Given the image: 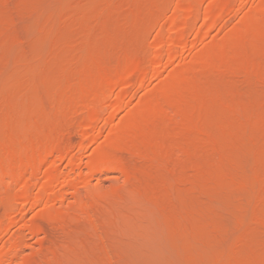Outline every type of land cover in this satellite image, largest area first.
I'll return each instance as SVG.
<instances>
[{"label": "bare ground", "instance_id": "bare-ground-1", "mask_svg": "<svg viewBox=\"0 0 264 264\" xmlns=\"http://www.w3.org/2000/svg\"><path fill=\"white\" fill-rule=\"evenodd\" d=\"M8 1L10 2V0ZM32 1L34 4H32V2L29 0H24L22 3L18 1L19 4L17 6L23 5L22 7H19V9L15 8V1H13L14 3L10 2L12 3L10 5H13V7L15 5V10H18L16 12L14 8L8 4L9 2H7V0H0L1 27H4V24L1 23L2 20H15L13 15H16V13L19 14L20 17L23 15L25 17V15L28 13L26 10L31 9V6L34 7V5L35 7L38 6L43 0H36L37 3L35 0ZM66 1L71 2V4L69 3L70 5L67 4L69 8L67 6V8L65 7L69 12L67 13V11H65V15L63 14L64 11L59 10L62 13H60V15H65L64 17H66V19L63 18V20H65L64 22L59 20L60 23L57 21L59 24H62V28H60L59 24H56L58 26L56 27L54 24L56 21L52 22L53 19L51 18L50 21L53 23L52 24L48 18L45 23H41L40 25L43 35H41V38H39L38 41L43 43L44 40H50L48 36L52 33L51 31L53 29L51 27L55 26L56 28L65 31L68 29V27L63 25V23L69 26L70 21L73 22L77 20L78 23H73L79 28H77V26H73L72 23L69 27L71 29L74 27V32H76V30L81 31L82 28L84 31H81L82 34L85 33L83 34L84 36L82 35L84 38H80L81 35L78 34L80 35L79 39L82 40L81 43H84V48L87 49L89 53H93L90 54L92 59L89 58L88 52H83L84 49H81V52L77 53L73 51L72 47L71 49L67 50L65 48H60L59 45L58 47L60 49H57V47L53 48L45 59H43L42 51L39 54L40 56H37V58L34 59L32 56L36 55L31 54L32 56H29L28 52L26 51L24 54L20 53L16 57L11 56L15 57V61L17 57H21L22 59L20 62H22L24 59L22 63H25V65L28 64V58L30 57L31 61L29 63H31L33 59L32 66H34V68L36 67L38 70L39 67L42 68L44 74L47 73V70L51 68V65H53L55 62L60 63V67L59 65L58 67L54 66L59 68L58 71L56 70V73H47L42 77L39 73V75H36L38 70L35 72V69H33L30 64L27 65L28 67L30 66L32 68V71L29 68L27 69L32 72H30V74L35 78H30L28 74L27 76L29 79L28 77L27 79L20 78V81H18L19 83H16L17 85H15L16 92L25 95L26 98L30 97L33 93L35 94H33V98L31 97L30 99V111L25 112L18 108L16 103L19 101L16 102V99L20 100V98L16 94L14 88L11 89L10 87L11 90L8 88V90H10L8 93L10 98L8 96L5 97H8L9 99L0 98V104L2 102L4 105L3 110L0 109V129H4V131L7 130V132H4V136L0 131V264H8V262H12L14 259H16V256H18L17 254L20 249L21 239L16 237L12 238L10 236L12 239L5 240L6 238L4 237L7 231H9V227L15 223V217L18 216L15 215L16 212L18 213V211L14 208L17 206V203L22 204L23 207L27 204H31V206L28 205V207L41 204V206L39 205L40 207H35L40 210L41 208L44 210V212H40L41 216L49 218V220H53L51 221L53 224L60 225V227H56L52 224V226L56 227V229L52 228L53 231L51 233H47L49 236L45 234L48 236L49 244L43 249L42 253L35 255L37 257L33 258L35 261L32 264L68 263L66 262L67 259L69 260L71 258L69 256L67 257V255L69 253L75 255L76 246H78L77 248L80 250V245H83L84 248L87 247V250L91 249L90 246H92V250L94 252L100 253V255L96 253L97 257L103 256L107 257L106 259H109L110 248L108 249V245H106V236H103V232L105 231L103 229L104 226H106V223L104 226L100 227L101 222H98L99 211L101 210L102 206L105 209H113L115 207L113 210L110 209L111 211L109 210V212H111V216L116 217L118 214L115 210L117 209L116 206L118 205L113 204H118L119 201L121 202L122 200L127 199L128 194L132 195V193L137 196V199L139 198V200L141 199L149 203V205L146 203L144 205H148V207H150L151 203L152 214L154 211L153 209L157 210L156 208H159L161 215H166L169 213L171 217H173L171 222L172 225L169 224L172 228L168 226L170 228L169 230H171L174 235L185 236V239L188 240L189 243L187 242L188 245L186 249H184V255L186 257L183 258H187L185 261H189L191 259L189 261L190 264H264V162H261L262 160L260 158L262 157L260 154L261 152L264 155V71H260L262 69L260 67L262 66L261 62H263L264 66V60H260L264 59V57H254V60H256L254 61L252 56V58H248L247 56V60L246 56L244 59L243 56H239L237 54V51L240 49L244 50V48H246L245 51H248L249 49L247 48L252 49L253 47L261 46V42L264 43L263 39L261 41V38L264 36V0H255L253 5H250L249 9L244 12L246 15H244L242 21H245L244 25L246 26L242 27L241 25L239 27L242 30L244 27L247 29L249 28L248 30L245 28L247 31L245 29V31H242L238 28H235L234 30L232 29L231 31L228 30V32L225 31L227 34L223 33L220 37L217 35L216 39L213 41L211 40V42H208L209 40L205 41L208 42V45L205 43L206 47H204L205 44L203 43V48H199L200 50H198V52L196 50V52H193V54L189 51H193L195 48L200 46L199 44L196 46L197 42L199 41L198 38L203 39L206 34L209 35L211 30H213L218 25L221 27L222 21L228 15L230 16L232 12H237L235 10H237V8L240 6H246L247 2L249 3V1H251L250 3H252V0H208V2L206 0L204 6L207 7L203 8V10L202 5L205 0H178L175 2V8L173 11H170L169 13V7L164 9V4L161 7L158 3L157 7L159 6L160 10H157L156 8L157 11L152 13L151 17L149 18L155 24H158V21L160 20L159 22L161 24L159 23V29L157 28L158 30L156 32L157 34L154 33L152 41H149L148 43L144 42L143 39L147 40L148 36L150 35L147 34L148 36L146 38L141 32L142 36L145 37H142L143 39L140 38L143 41H141V44L147 43V45L140 44L141 47H139V41L135 42L138 38L132 36L136 32L131 31L129 28L130 24L128 25L130 30L128 33H131V38L133 37L132 41L135 39L134 43H136V45L138 44L137 46L133 44L136 47L137 53L136 51L131 50L133 48H130L132 51L131 52L129 47L127 48L126 45L124 48V44L123 47H120V50H118V44L117 46H114L116 42L120 41L118 37L121 34L118 36V32L125 33L127 32L125 29L124 31L113 30V32L117 33H113L114 35L112 33L105 32L103 34H99L97 37V32L94 34V27L96 25L98 27L100 26L98 24L101 23L105 25L101 21L102 18L104 19L103 15L108 17V19L110 18L107 16V14H109L107 13V10L109 11L110 7L113 8V5H108L109 0H101V3L99 2L100 0H94L98 2L99 5L96 2L94 4L91 3L95 6L98 5V8L93 6L97 9V11H104L106 14H101L102 12L99 14V12L95 11L93 7H91L92 10H90L88 14L85 10L86 12L84 13L85 15L87 14L86 16L83 14L82 11L84 10H82V8L87 9V7H89V5H86V8L83 6V3L85 5L86 2H89L88 0H81L83 3L80 2V0H63L61 2L62 7L66 5L64 3ZM119 1L120 0H118L117 3H119ZM123 1L124 0H122V3L125 4ZM103 3L106 7H109L106 8L104 6L105 8L102 10L101 6L104 5ZM127 3L128 5L130 4L129 0ZM207 3H209V5H207ZM24 6H27L28 9ZM70 7L73 9L82 7L80 9L81 12L74 10V13L71 12V14L70 11H72V9L70 10ZM6 9L8 10L7 12ZM10 9H12V11ZM24 10L26 13H24ZM93 10L95 12H93ZM115 10H117V8ZM248 10L249 12L247 13ZM45 11H47V9ZM10 12H12V14ZM120 12L118 11L119 14ZM79 13H81L80 17L76 15ZM28 14L34 13L30 12ZM92 15L95 18L98 16L99 17L94 21L92 19L94 18ZM82 16H85L89 21L86 18L83 19L84 17L82 18ZM200 17L201 26L196 29L194 26H196V22L198 18L200 19ZM80 18L81 23L79 21ZM130 18H128L129 21ZM54 19L56 20L59 18L54 17ZM110 19L112 20V18ZM91 20L94 22L99 20V23H94ZM150 20L144 22L148 23ZM87 22H91V25ZM92 23L94 24L92 25ZM115 23L117 24V22ZM122 23H120V29L123 27L125 28L124 25H126L127 30V24L129 22H127V24L124 23L123 27L121 26ZM149 24L151 23H148V26ZM157 24L155 25L156 27ZM103 25H101V27ZM132 25L134 27L136 24L134 25V23H132ZM138 25L139 24L136 26ZM5 26L7 25L5 24ZM105 26H107V24ZM105 26L104 28H111L110 25H108V27ZM55 27V31L59 33L63 32L62 30L59 31L55 29ZM104 28H102V30ZM138 28L140 30V26ZM10 29L12 30V28ZM6 30L7 29H5V31ZM0 31H3V28L2 30L0 29ZM5 31H3L5 34L0 33V45L6 42V35L11 37L7 34L8 32ZM13 31L16 32V34L19 33L18 30ZM55 31L53 32L54 34ZM146 31L147 30H145L144 34ZM150 31L152 32V30ZM193 31L196 34H192L194 33ZM57 32L55 35L53 33V35H50V37H52L51 41H54V45L57 44V40L61 37L59 35L60 37L58 36V39H55ZM151 32H149V34H151ZM259 32H263L261 35H259L260 38H258ZM110 34L112 36H110ZM194 35H197V37ZM108 37L113 38H110L113 45L111 43L110 44L113 47L106 51L103 50V47H99L98 50L102 52V54L99 55L100 52H96L95 47H98L101 44H106L109 40ZM195 37L196 40L198 39L197 42L194 40ZM53 38L55 40H52ZM259 40L260 42H258ZM7 42L6 43L10 47L11 44H9L8 39ZM3 46L4 44L1 47ZM262 46L264 47V44H262ZM11 47L13 50L14 47L12 45ZM146 47L153 48V53L150 48L147 49ZM35 49H37V47ZM56 50L61 51L58 52ZM121 50L126 51L127 53L131 52V54L127 55V53L124 52V54H126L123 55V57H121L123 53L120 54L121 56H118V53H121ZM147 50L151 53H149ZM186 51L191 53V56L190 54L187 55ZM4 52L0 53V73L12 60L9 59L8 52L6 54ZM12 52L14 53V50ZM254 52L257 54V51L254 50ZM134 53L136 54L134 55ZM115 55L117 56V61L115 60V63L117 62V64L112 61V59H116L114 57ZM38 57L40 60H38ZM110 58L112 59L108 61ZM249 59L251 60V64L249 63ZM257 59L260 61L259 63L257 62ZM118 60H121L120 63H118ZM244 60L246 61L245 64H243ZM12 63L15 64V62ZM18 63L19 61H16V64ZM22 63H19L18 65L21 64L25 68L26 66H24ZM25 72H23V74ZM219 74H222L223 76L225 75V77L220 75L223 77L222 81L220 79L217 80L218 77H220L217 76ZM226 75L228 76L226 77ZM25 76L22 75L20 77L25 78ZM37 76H40V81L35 80L37 79ZM229 76H234V80L229 81L231 78ZM158 78H160L161 81L163 78L164 79L161 82ZM150 79H157L160 81L158 83L159 86L157 83L155 85L153 83L154 87L151 86ZM223 79H226L228 82L223 81ZM202 81L204 83H202ZM213 81L218 82L216 83ZM222 82L227 85L229 84V86H226L225 84L222 85ZM197 84L200 85L199 88V85L197 86ZM139 87L146 89L144 91L145 94L142 98H140V100H138L137 103L131 105L132 108H129L128 105L129 102L131 103L130 100L133 98V92H135V88L138 89ZM4 90L5 88H2V91ZM0 93L3 92L0 90ZM75 93L79 96H76ZM243 93L244 96H250V99H257L250 102L248 100L246 102L245 98L244 100L242 99ZM12 94L15 95L16 101L14 100V95ZM206 96H212L213 99H210L211 101L208 102V100H206ZM235 97H237L236 100H238L236 104L233 103L235 102V99H233L234 101L231 99ZM195 101L198 103L197 105L195 104ZM190 102H194L196 105H194L195 108L193 105L190 106ZM12 104L15 105H13V108L17 106V108H15V110L18 109L17 111L8 108V106ZM19 104L22 103L19 102ZM255 105L259 107H256L258 110L261 111L262 109L261 113L254 115L255 117L251 114L253 116V120L251 118L252 121L249 118L246 119L247 114H250L251 111V113H253L254 110H257L255 109ZM127 107L129 108V112L125 111V113L128 112V115H126V117L124 114V116L122 115L127 120L123 118L121 119L122 122L120 120L117 121L118 118H121L119 117L121 111ZM197 107H199V109ZM7 108L9 111H11L9 112ZM26 108H28V106ZM26 108L23 107L22 109ZM194 109H198V112L200 111L198 116L195 111H193ZM6 110L8 112H6ZM18 111H21V114H23V112L26 114L23 116L20 115V117L17 113ZM78 111L80 113L83 112V116H81V118L79 117L80 115H78L79 119L76 117L77 115H75L79 113ZM193 112L196 116H194V114L192 117L189 116ZM74 115L75 117H73ZM188 116L191 117V120H189L190 118ZM5 117H8L10 120H7ZM194 117L197 118L195 119ZM21 118L22 121L24 118L23 122L20 121ZM5 120L12 122H8L6 125ZM114 120H116L117 123L114 122ZM9 123L13 125H9ZM19 123H25L26 126L23 127ZM15 124H17V126H19L21 129L27 127V129L25 128L24 130L25 134H23L22 131L20 136H16L19 134L17 131H20L21 129L17 130L18 127L15 126ZM8 125L10 127L12 126L13 128L17 127V129L15 128L14 131H12L13 128L9 127V130V128H7ZM73 125H75L74 128L78 127L77 129L81 130L79 131L76 129L78 132L82 133L81 135H84V139H89V141H87L88 143L90 140L93 142L102 137L101 135L105 133H102V131H106L104 130V128H107L106 125L109 126V129H107L108 131L103 138L104 141H101L103 143L98 142L97 144V142H94L95 145L97 144L96 146L98 148L96 147V152L91 151V153H89V155H91L88 157L87 161L90 158L91 159L88 162L89 164L87 163L88 165L86 164V166H89L92 176L95 174V172L98 174L102 171H119L120 173H123L126 177V187L128 189L126 188V190L124 187V190H116L117 192H115L118 197L117 195H106L105 197L108 198L105 199V206L103 205L105 200L103 201L102 196H99L98 192L97 195L96 192H91L90 190L86 191L89 186L85 185L89 183L88 181L86 182V179L82 174L81 175L83 178L80 180H75L74 178V175L76 174L74 171L76 170L77 166L79 167V162H81L82 159H80L76 154H71L73 150L71 149L72 144L70 146L67 140V132H69V129L73 127ZM5 126L7 127L4 128ZM22 134L23 137H21ZM250 136L251 142L247 139V137L250 138ZM18 137H21L22 139H19ZM245 141L250 142V144L248 145V143ZM91 143L88 145L90 146ZM85 145H87V143H85L81 148H85ZM209 152L212 154L211 157H208L210 155ZM214 153H216L215 155H217L219 158H213L215 156H213ZM220 153L222 156H220ZM249 154L252 156L254 155V157H251L252 159L254 158L256 160H253L252 162V164L254 163V167H249L250 170L247 171L245 167L251 161L248 160V158L250 159ZM255 155L259 156L255 157ZM204 156L208 158L207 160L212 158L213 163H215L214 165H216V167L218 166V169L212 165L213 163L210 160V162H208ZM64 160H67L68 162H66L69 163L68 170L66 171L60 170V166H58L60 162L65 163ZM206 161L208 164L211 163V165L215 167L212 168L214 170L209 169L210 166H207L208 164ZM246 161L248 162L247 164ZM190 170L192 172L191 175L188 174V171ZM127 185H131V187L129 188ZM81 186L86 189H81ZM83 190L86 192L84 193ZM93 190L95 191V189ZM89 191L90 193H88ZM192 191L197 192V194L203 197V201H200L201 198L199 199V197H196L198 200H195V198L190 199L191 197L188 196V193ZM69 193L74 194V202L76 201L74 203L75 205H73L74 207L71 206L69 208L72 213L71 211H67V209L63 210V212L51 209H54L55 204H57L56 201L63 202V200L66 199V195ZM93 193L94 195H92ZM118 198L120 200H118ZM110 199H115V201H110ZM139 200L138 202H140ZM135 202L137 201L135 200ZM187 202H189L188 205H190L191 210L194 211L199 208L200 211V207H204L202 214H207V216L210 218L215 216L218 218V221L213 218L215 221L207 222L208 219L206 218V222H197L192 220L193 216L191 214H188L189 216L186 217L187 219L185 221L184 217L186 215L181 214H183L184 211L185 214L186 211H189V208L186 206ZM42 203H44L46 206H44L45 208L42 206ZM141 204H143V202ZM69 205L62 206L68 207ZM108 205H111L113 208H108ZM153 205H157L156 208H153ZM12 209L14 212L16 210V212L12 213ZM24 209L22 211H24ZM163 210L166 213H162ZM112 211H115L117 215ZM194 212L192 213L195 214ZM155 213L157 214L158 210L155 211ZM8 216L10 219L5 218ZM233 216L236 222L233 221L234 219H231ZM224 217L229 222L225 220ZM99 218H101L99 221H103L105 217L102 219L101 215ZM181 218L184 222L181 220ZM251 219L254 222L251 221ZM105 220L106 219H104V221ZM248 220H250V222H247ZM73 223L74 225H72ZM78 223H84L85 225L83 224L82 226H79L81 224L78 225ZM71 225L76 226V228L78 227V230H75V227V229H72L73 227H71ZM151 227L153 226L151 225ZM27 228L33 234H40L45 231L42 225H39L38 222H31ZM149 232H151V230ZM79 236H81V238H79ZM183 238L184 237L181 239ZM3 239L4 241L1 242ZM84 248H82L83 250L80 252L85 251L86 249ZM174 248H176V246ZM93 251L92 253H94ZM86 252L89 251H85V253ZM80 258L81 256L79 255L78 259ZM74 259H77L76 255L73 257V260ZM82 259L88 260L87 256H85V258H81L80 260ZM109 260L111 261L112 259L110 258ZM17 262L19 261L17 260ZM21 262L28 264L27 262Z\"/></svg>", "mask_w": 264, "mask_h": 264}, {"label": "rangeland", "instance_id": "rangeland-1", "mask_svg": "<svg viewBox=\"0 0 264 264\" xmlns=\"http://www.w3.org/2000/svg\"><path fill=\"white\" fill-rule=\"evenodd\" d=\"M13 1H15L16 3H14ZM18 1H20L21 3L24 1H22V0H18ZM18 1H16V0H10V2H13L14 4H16V7H15V5H14V7L15 8H18L19 9V7H22L23 5H21V3H20V5L21 6H17L18 4H19V2ZM26 1V0H25ZM29 1H31L32 2V4H34L33 3V1L32 0H29ZM36 1V0H35ZM39 1V0H38ZM63 0H43V1H41L40 3H39V5L38 6H36L35 7V5H34V7H32L31 6V9H28V5L25 7V8H27L28 10H26V11H28V13H30V12H32V13H34V14H26L25 15V17H24V15L22 16V14H21V16L22 17H20V15L19 14H17L16 13V15H13L14 17V19L15 20H13L12 18V21H10L9 19H8V21H5V20H2L1 21V23L2 24H4V27L2 26L1 27V25H0V29L2 30V28H3V31H5V29H7V30H9L10 28H12V30L10 31H7L8 33V35L9 36H11V37H8L7 35H6V42H7V39L9 40V44H11L14 48H13V50H14V53L12 52L13 50H12V47H11V45H10V47H9V45L5 42V43H3L4 44V46L3 47H1L2 45H0V53H3L4 51V53L6 54L7 52H8V54H9V59L11 60L9 63H8V65H6L5 66V68L2 70V72L0 73V87H2V88H5V92L4 91H2V88H0V90H1V92H3V93H0V94H2V95H0L1 97V99L2 98H4V99H9L10 97L8 96V93H9V91L12 89V88H14L15 89V92H16V83H19L18 81H20V78L21 79H27V77L29 76L30 78L32 77L33 79L35 78V77H33V76H31V74H30V72L32 71V68L33 69H35L34 71L36 72V70H38L36 67L34 68V66H32V64H33V59L34 58H37V56H40L39 54H40V52L42 51V56H43V59H45L46 58V56L52 51V49L53 48H56L57 47V49L60 47V48H65V49H67V50H69V49H71V47H72V49H73V51L74 52H81V49H84L83 50V52L84 51H86V52H88V54H89V58L90 59H92V56L90 55V54H93V53H89V51L87 50V49H85L84 48V43H81L82 42V40H80L79 39V37H80V35H81V37L80 38H84L83 36V34H85V33H83L82 34V32H84L83 30H82V28H81V31L80 30H76V32H74L73 31V29H74V27H72V29L69 27V26H71V23L73 24V26H77L76 24H74L73 22H77V20L76 21H70V25L68 26V25H66V24H64L63 23V25H65V26H67L68 27V29L69 30H71V31H69L68 29L67 30H62L63 32L62 33H59V32H57V31H55L54 30V27H51L54 31H55V34H56V32H57V35H56V40L58 39V36L60 37L57 41L58 42H56L55 44L56 45H54V41L52 42L51 41V38L52 37H50V35L54 32L52 29H50V30H52L50 33V35L48 36V38L50 39L49 41H45L44 40V42L43 43H40V41H38V39L39 38H41V35H43V32H41V27H40V25H41V23H45L47 20H48V18H49V21H50V19L52 18L53 20H52V22L53 21H56L54 24L56 25H58L59 23H60V21H65V20H63V18L64 19H66V17H64L65 15H66V13H65V11H67V13L69 12L68 11V9H66L67 7H68V5H70L71 4V2H68V1H66V2H64L66 5L65 6H63L62 7V2ZM89 2H86V1H84V2H86V4L84 5V3L80 0V2H82L83 3V6H85V8L87 7L86 5H89V7H87V9H84V8H82V10H84V11H82L83 12V14L85 15V13L84 12H86L87 11V14H88V12L90 11V10H92L91 9V7H93V6H95V5H93L96 1H94V0H92V1H94V2H92L91 0H88ZM106 1H108V0H106ZM176 1H178V0H169V1H167V0H164V3H163V0H161V2H160V0H158V1H154V0H129V5H128V0H124L123 2H125V4L124 3H122V0H120L119 1V3H117L118 2V0H113V2H112V0L110 1H108V3L107 2H105V3H107L108 5H113V8L112 7H110V10L108 11L107 10V13H109V14H107V16H109L110 18H112V20L109 18L108 19V17H106V16H104L103 15V17H104V19L102 18V20L101 19H99V20H101L105 25L107 24V26H105V25H103L102 23L101 24H98V25H100L99 27L96 25L94 28H95V31H94V34H95V32H97V37L99 36V34H103V33H105V32H109V33H116V32H113V30L114 31H124V29H125V31H127V32H121V33H119L118 32V39H120V41L119 42H116L115 44H114V46H117V44L119 45V46H117L118 47V50H120V47H123V44H124V48H125V45H126V47L128 48L129 47V50H130V48H133V49H131V50H133V51H136V47L135 46H137L136 45V43H134V41H135V39H134V41H132L133 40V37L135 36V37H137L138 39H136V41L135 42H138L139 43V47H141V45L142 44H146L147 45V43H142L141 44V39H143L142 37H146L147 38V36L148 35H150V36H148V41L146 40V39H143V41L144 42H148L149 43V41L151 42L152 41V39H153V37H154V33H156L157 32V30L159 29V25L161 24L159 21H158V24H157V27L155 26L156 24L155 23H153L149 18L151 17V14L152 13H155V11H157L160 7L159 6H161L162 7V5L164 4V6H163V8L165 9V8H168L169 7V9H168V13L170 12V11H173V9L175 8V2ZM255 0H252V3H250L251 1H249V3L247 2V4H246V6L245 5H242V6H240L239 8H237V10H235V11H237V12H232L231 14H230V16L228 15L223 21H222V24H221V27H220V25H218V26H216L213 30H211V32L209 33V35L208 34H206L205 35V37H203V39L202 38H198L199 39V41H198V39L196 40V37H197V35H194V36H196L195 38H194V40H196V42H197V44H196V46H198V44L200 45V46H198L197 48H195V50H191V51H189V52H191L192 54H193V52H196V50H197V52H198V50H200V49H202L203 47L202 46H204V44L206 43H208V42H211V40L213 41V40H215L216 39V36L218 35L219 37L220 36H222L221 34H225L226 32H228V30L229 31H231L232 29L234 30L235 28H238V29H241L239 26H241L242 25V27L243 26H246V25H244L245 23V21L243 22L242 20H243V18H244V15H246L244 12H246V10L247 9H249V6L250 5H253V2H254ZM7 2H9L8 0H7ZM8 3L9 5L10 4H12V3ZM68 2V3H67ZM100 3H101V0L99 1ZM132 2V3H131ZM134 2V3H133ZM169 2V3H168ZM207 2H208V0H207ZM26 3H28V2H26ZM26 3H24V4H26ZM30 3V2H29ZM36 3H37V1H36ZM70 3V4H69ZM91 3H93V4H90ZM96 3H98V2H96ZM115 3H117V4H115ZM155 3H156V5H155ZM159 3V6L157 7V4ZM168 3V4H167ZM205 3H206V0L203 2V5H202V10H203V8H205V7H207V6H204L205 5ZM43 4H46V5H43ZM68 4V5H67ZM73 4V3H72ZM104 4V3H103ZM103 4H100V5H103ZM118 4H119V6H118ZM144 4V5H143ZM161 4V5H160ZM5 5V4H4ZM52 5V6H51ZM98 5H99V3H98ZM98 5H96L95 7H97L98 8ZM107 5V6H108ZM122 5V6H121ZM152 5H153V8H152ZM168 5V6H167ZM207 5H209V3H207ZM10 6H12V8H14L13 7V5H10ZM30 6V5H29ZM42 6V7H41ZM62 8H61V7ZM105 4L103 5V6H101V9L103 10L105 7ZM121 7V8H118V7ZM129 6V7H128ZM154 6H155V8H154ZM7 7H9V6H7ZM6 7V8H7ZM55 7V8H54ZM61 9H60V8ZM103 7V8H102ZM109 7V6H108ZM108 7H106V8H108ZM131 7V8H130ZM149 7V8H148ZM252 7V6H251ZM10 8V7H9ZM9 8H7V9H9ZM15 8H14V10H15ZM30 8V7H29ZM69 8V7H68ZM81 8H76V9H73V8H71L70 7V10L72 9V11H70V13L71 12H73L74 10H78L79 12H81ZM90 8V9H89ZM100 8V7H99ZM117 8V10L120 12L121 10V12L123 13H121L120 12V14H122V15H120L119 13H118V11L117 10H115ZM125 8V9H124ZM129 8V9H128ZM156 8H157V10H156ZM5 9V8H4ZM3 9V10H4ZM6 9V12L8 11ZM20 9H23V8H20ZM38 9H40V10H38ZM47 9V11H45ZM64 9V10H63ZM93 9L95 10V11H97V9L96 8H94L93 7ZM128 9V10H127ZM142 11H141V10ZM145 9V10H144ZM147 9H148V11H147ZM172 9V10H171ZM244 9V10H243ZM11 11H12V9H10ZM30 10V11H29ZM50 10V11H49ZM62 10V11H64V13L63 14H65V15H60V11ZM86 10V11H85ZM93 10V12H95ZM100 10V9H99ZM128 12H127V11ZM130 10V11H129ZM134 10V11H133ZM160 10V9H159ZM162 10V9H161ZM239 10V11H238ZM5 11V10H4ZM16 11V10H15ZM14 11V12H15ZM18 11V10H17ZM16 11V12H17ZM19 11H21V10H19ZM26 11L24 10V13H26ZM36 11V12H35ZM101 11V10H100ZM115 11H116V13H115ZM137 11H138V13H137ZM45 12V13H44ZM57 12H59V13H57ZM97 12H99V11H97ZM102 12V11H101ZM101 12H99V14L101 13ZM104 12V11H103ZM101 13V14H106L105 12L104 13ZM114 12V13H113ZM127 12V13H126ZM130 12V13H129ZM249 12V10L247 11V13ZM11 14H12V12H10ZM10 13H9V15H10ZM21 13V12H20ZM23 13V14H24ZM56 13V14H55ZM74 13V12H73ZM75 13H76V11H75ZM141 13V14H140ZM7 14V13H6ZM5 14V15H6ZM14 14V13H13ZM39 14V15H38ZM42 16H41V15ZM62 14V13H61ZM72 14V13H71ZM86 14V15H87ZM89 14H92V13H89ZM131 14V15H130ZM137 14V15H136ZM58 15H60V16H58ZM78 17H80L81 16V13H79V14H76ZM85 15V16H86ZM93 15H94V13H93ZM92 15V16H93ZM114 15V16H113ZM119 15V16H118ZM124 15V16H123ZM128 15V16H127ZM170 15H171V13H170ZM7 16V15H6ZM12 16V15H11ZM10 16V17H11ZM52 16V17H51ZM56 18H59V19H54V17ZM85 16H82V18L83 19H85L86 17ZM96 16V15H95ZM98 16V15H97ZM118 16V17H117ZM133 18H132V17ZM167 16H168V14H167ZM240 16H241V18H240ZM243 16V17H242ZM3 17H4V15H3ZM8 17V16H7ZM20 17V18H19ZM36 17V18H35ZM68 17V16H67ZM88 17V16H87ZM94 17V16H93ZM99 17V16H98ZM98 17L97 18H92L94 21H95V19H98ZM101 17V16H100ZM115 17H117V18H115ZM131 17V18H130ZM42 18V19H41ZM61 18H62V20H61ZM120 18H121V20H120ZM128 18H130V21L128 20ZM136 18V19H135ZM35 19V20H34ZM76 19V18H75ZM78 19V18H77ZM82 19V20H83ZM87 19V18H86ZM108 21H107V20ZM115 19V20H114ZM134 19V20H133ZM138 19V20H137ZM60 20V21H59ZM74 20V19H73ZM88 20V19H87ZM93 20H91L92 22H94ZM98 20V21H99ZM117 20V21H116ZM133 20V21H132ZM143 20V21H142ZM148 20H150V22H148V23H151V24H149V26H148V23H145V22H147ZM241 22H240V21ZM5 21V22H4ZM16 21H17V23H16ZM59 23H58V22ZM80 23H81V18H80ZM89 21V20H88ZM98 21H96L97 23H99ZM106 21V22H105ZM145 21V22H144ZM200 21V22H199ZM261 21V20H260ZM8 24H7V23ZM20 22H22V23H20ZM26 22H28V23H26ZM51 22V21H50ZM51 22V23H52ZM83 22V21H82ZM86 22V21H85ZM96 22H94V23H96ZM114 22V23H113ZM115 22H117V24L115 23ZM123 22V23H122ZM127 22H129L128 24H127ZM138 22V23H137ZM141 22V23H140ZM144 22V23H143ZM162 22V21H161ZM264 22V21H263ZM78 23V22H77ZM88 23V22H87ZM90 23V25H91V22H89ZM88 23V24H89ZM94 23H92V25L94 24ZM120 23H122L121 24V26L123 27V25H124V23H126L127 24V30H126V25H124L125 26V28L123 27V28H121L120 29ZM132 23H134V25L136 24H139L138 26H134L133 27V25H132ZM153 23V24H152ZM160 23V24H159ZM164 23V22H163ZM260 23V22H259ZM5 24L7 25V26H9V27H7V26H5ZM53 24V23H52ZM87 24V25H88ZM130 24V25H129ZM155 24V25H154ZM261 24L263 25V23L261 22ZM56 25V27H58ZM101 25H103L102 27H101ZM108 25H110L111 26V28H109L108 27ZM112 25H114V26H112ZM128 25H129V28H130V30L131 31H134V32H136L135 34H137V35H135V34H133L132 36V38H131V33L129 34L128 32H130V30H129V28H128ZM199 25V26H198ZM224 27H223V26ZM227 27H226V26ZM259 25V24H258ZM50 26V25H49ZM59 26H60V28H62L61 26H62V24H59ZM104 26L105 27H108V28H104ZM116 26V27H115ZM131 26V27H130ZM140 26V30H139V27ZM152 26V27H151ZM201 26V17H200V19L198 18V20H197V22H196V26H194V28H196V29H198L199 27ZM249 26V25H248ZM55 27V29H57V30H59V31H61L60 29H58V28H56ZM97 27V28H96ZM118 27V28H117ZM137 27V28H136ZM143 27V28H142ZM147 27V28H146ZM264 27V26H263ZM263 27H262V29H263ZM13 28H16V29H13ZM29 28V29H28ZM50 28V27H49ZM77 28H79L78 26H77ZM100 28V29H99ZM102 28H104V29H106V30H102ZM114 28V29H113ZM150 28V29H149ZM158 28V29H157ZM226 28V29H225ZM230 28V29H229ZM246 27H244L243 28V30L242 31H245L246 29H245ZM251 28V27H250ZM253 28V27H252ZM255 28V27H254ZM258 28V27H257ZM65 29V28H64ZM84 29V28H83ZM97 29V30H96ZM143 29V30H142ZM148 29H149V32H151L150 30H152V32H151V34H149V32H148ZM219 29H221V30H219ZM224 29V30H223ZM245 29V30H244ZM249 29V28H248ZM247 29V30H248ZM13 30H18L19 31V33L18 34H16V32H14ZM108 30V31H107ZM109 30H111V31H109ZM145 30H147L146 31V33L144 34V32H145ZM154 30V31H153ZM246 30V31H247ZM257 30V29H256ZM3 31H0V33H3ZM5 31V32H6ZM226 31V32H225ZM251 31H252V29H251ZM258 31V30H257ZM260 31V30H259ZM21 32V33H20ZM29 32V33H28ZM74 32V33H73ZM77 32H79V33H77ZM102 32V33H101ZM133 32V33H134ZM143 33V35L144 36H142V33ZM194 32V31H193ZM197 32V31H196ZM254 32V31H253ZM256 32V31H255ZM59 33V34H58ZM73 33V34H72ZM123 33V34H122ZM232 33V32H231ZM261 33H263V32H261ZM261 33L259 32V34H258V36L259 35H261ZM3 34H5V33H3ZM28 34V35H27ZM54 34V33H53ZM52 34V35H53ZM54 34V35H55ZM78 34H80V35H78ZM117 34V33H116ZM115 34V35H116ZM125 34V35H124ZM127 34V35H126ZM130 36H129V35ZM148 34V35H147ZM157 34V33H156ZM155 34V35H156ZM192 34H196L195 32L194 33H192ZM227 34V33H226ZM251 34H252V32H251ZM83 35V36H82ZM114 35V34H113ZM96 36V35H95ZM110 36H112L111 34H110ZM125 36V37H124ZM257 36V35H256ZM144 37V38H145ZM193 37V36H192ZM264 37V36H263ZM261 38V41H262V39L264 40V38ZM52 39V40H55V39ZM110 38L111 37H108V41H107V43L106 44H101V45H99L98 47H95L96 48V52L98 51V53L100 52L98 49H99V47L101 48V47H103V50L104 51H106V50H108L109 48H112L113 46H111V44L113 45V43H112V41L110 40ZM141 38V39H140ZM258 38H260V36L258 37ZM257 38V39H258ZM111 39H113V38H111ZM124 41H123V40ZM126 40V41H125ZM128 40V41H127ZM204 40V41H203ZM209 40V41H208ZM84 41V40H83ZM111 41V42H110ZM142 41V42H143ZM200 41H203V42H200ZM205 41H208V42H205ZM11 42V43H10ZM47 42H49V43H47ZM53 44H52V43ZM128 42H129V44H128ZM132 42V43H131ZM258 42H260V40L258 41ZM264 42V41H263ZM32 43V44H31ZM36 43V44H35ZM75 43H77V44H75ZM111 43V44H110ZM120 43H122V44H120ZM126 43V44H125ZM131 43V44H130ZM153 43V42H152ZM202 43V44H201ZM204 43V44H203ZM71 44H73V45H71ZM133 44H135V46L133 45ZM141 44V45H140ZM151 44V43H150ZM149 44V45H150ZM206 44H205V46L204 47H206ZM261 44V46H258V47H253L252 49H250V48H247V49H249L248 51H249V53H251V54H249L248 53V51H245L246 50V48H244V50L243 49H240L239 51H237V54L239 55V56H243L244 57V59H245V56H246V59H247V56H248V58L250 57V58H252L253 60H254V57H257L258 56V58H260V57H264V47L262 46V44H264V43H260ZM58 45H59V47H58ZM78 45H79V47H78ZM83 45V46H82ZM131 45H133V46H131ZM208 45V44H207ZM105 46V47H104ZM151 46H152V44H151ZM195 46V47H196ZM257 46V45H256ZM5 47V48H4ZM37 47V49L38 50H40V51H38L37 49H35ZM134 47H135V49H134ZM153 47V46H152ZM262 47V48H261ZM11 48V49H10ZM33 48V49H32ZM59 48V49H60ZM124 48H122V49H124ZM138 48V47H137ZM147 49H149L148 47H146ZM200 48V49H199ZM6 49V50H5ZM141 49V48H140ZM151 49V51H152V53H153V48H150ZM19 50V51H18ZM95 50V49H94ZM130 50V51H131ZM138 50V49H137ZM252 50V51H251ZM254 50L255 51H257V54H256V52H254ZM1 51H3V52H1ZM18 51V52H17ZM21 51V52H20ZM28 52V55L30 56L31 54H34V55H36V56H32V62L31 63H29L31 60H30V57L28 58V64H30V66H32V68L29 66H27L28 64H27V62H26V64L27 65H25V63H22L23 61H24V59L22 60V62H20V60L22 59L21 57L20 58H18V60H17V58H16V61L18 62L19 61V63H22L24 66H26L25 68L20 64V65H18V64H16V61H15V57L16 56H18V54H20V53H22V54H24V52ZM54 51V50H53ZM56 51H58V52H60L61 50H56ZM126 51H127V49H126ZM126 51H123V50H121V53H118V56H121L120 54H122V56L121 57H123V55H125L127 52ZM148 51V50H147ZM154 51H155V49H154ZM262 51V52H261ZM45 54H44V53ZM124 52H126L125 54H124ZM132 52V51H131ZM131 52H128L127 53V55L128 54H131ZM149 53H151L150 51H148ZM242 52V53H241ZM247 52V53H246ZM259 52H261V53H259ZM17 53V54H16ZM95 53V52H94ZM136 53H137V51H136ZM136 53H134V55L136 54ZM186 53H187V55H189L190 54V56H191V53H188V51H186ZM244 53H245V55H244ZM253 53V54H252ZM255 53V54H254ZM102 54V52H100L99 53V55H101ZM248 54V55H247ZM134 55H132V56H134ZM186 55V56H187ZM253 55H255V56H253ZM11 56H15V57H11ZM20 56H23V55H20ZM45 56V57H44ZM131 56V55H130ZM252 56V57H251ZM115 58L117 57L116 55L114 56ZM189 57V56H188ZM39 58V57H38ZM125 58V57H124ZM42 59V60H43ZM112 58H110V59H108V61L109 60H111ZM123 59V58H122ZM121 59V60H122ZM38 60H40V58L38 59ZM37 60V61H38ZM115 60L117 61V58L116 59H112V61L115 63ZM120 60V61H121ZM248 60V59H247ZM262 60H264V59H261L260 61H262ZM88 61H89V59H88ZM91 61V60H90ZM120 61L118 60V63H120ZM254 61H256V60H254ZM260 61H258V59H257V62L259 63ZM12 62H15V64L14 63H12ZM112 62V63H113ZM245 60H244V63L243 64H245ZM253 62V61H252ZM257 62H255V63H257ZM57 62H55V63H53V65H51V68H49L48 70H47V73H50V74H52L51 72H57L58 70H59V68H57L58 67V65H59V67H60V63H57ZM249 63L251 64V60L249 59ZM257 63V64H258ZM262 63V64H261ZM260 64L262 65V66H260L262 69L260 70V71H264L263 69H264V66H263V62H261ZM111 64V63H110ZM115 64H117V62L115 63ZM114 64V65H115ZM259 64V65H260ZM112 65V64H111ZM252 65H253V63H252ZM21 66V67H20ZM54 66H57V67H54ZM9 67V68H8ZM39 67V66H38ZM19 68V69H18ZM21 68H23V69H21ZM27 68H29V69H27ZM44 68V67H43ZM253 68V67H252ZM21 69V70H20ZM25 69H27V70H25ZM40 69H42V68H40L39 67V70L37 71V74L36 75H39V74H41V76L43 77V75H46V74H44V71H43V69L42 70H40ZM46 69V68H45ZM9 70V71H8ZM49 70H50V72H49ZM57 70V71H56ZM26 71V72H25ZM43 71V72H42ZM8 73V74H6V73ZM17 72H20V73H17ZM23 72H25L24 74H23ZM32 73V72H31ZM34 73V72H33ZM39 73V74H38ZM43 73V74H42ZM5 74V75H4ZM29 74V75H28ZM25 76V78L24 77H20V76ZM28 75V76H27ZM33 75H35V74H33ZM223 76L222 74H219V75H217V76ZM19 76V77H18ZM218 77V79L217 80H221L222 81V78L223 77H225V75L223 76V77ZM228 75H226V77H227ZM232 76V75H231ZM231 76H229V77H231ZM4 78V79H2V78ZM29 77H28V79H29ZM40 76H37V79H35V80H41V78H39ZM45 77V76H44ZM11 79V81H10V79ZM231 78H233V79H231ZM230 79H229V81L230 80H234V76L233 77H231ZM6 79V80H5ZM19 79V80H18ZM160 81H161V79L160 78H158ZM164 79V78H163ZM163 79H162V81H163ZM39 80V81H40ZM151 80V86H153L154 87V85L157 83H159L160 81H158L157 79L155 80V79H150ZM153 80H155V81H153ZM153 81V82H152ZM156 81H158V82H156ZM161 81V82H162ZM206 81V80H205ZM223 81H225V82H228V81H226V79H223ZM213 82H218V81H213ZM153 83H154V85H153ZM196 83H198V82H196ZM202 83H204L203 81H202ZM201 83V84H202ZM220 83V82H219ZM218 83V84H219ZM223 84L222 85H224L225 83L224 82H222ZM16 84V85H15ZM5 85V86H4ZM162 85V84H161ZM199 84H197V86H198ZM204 85V84H203ZM226 86H229V84L227 85V84H225ZM158 86H159V84H158ZM10 87H11V89H10ZM200 87V85L198 86V88ZM8 88L10 89V90H8ZM201 88H203V87H201ZM18 90V89H17ZM20 90V89H19ZM146 89L145 88H143V87H139L138 89L137 88H135V92H133L134 94H133V98H132V100H130L131 101V103L129 102V105H128V107L129 108H132V106L131 105H133L134 103H137L138 102V100H140V98H142L143 97V95L145 94V91ZM138 91V92H137ZM11 92H13V91H11ZM78 92V91H77ZM115 92V91H114ZM29 93H33V92H29ZM29 93H28V95H29ZM7 94V95H6ZM15 94V93H14ZM14 94H12V95H14ZM16 94L18 95V97L20 98V100H18V99H16L15 100V95H14V100L16 101V102H20V103H22V104H19V102L18 103H16V105L18 106V108L20 109V110H22V111H30V108H29V103H30V99H31V97L33 98V96L35 95L34 93V95L33 94H31V96L30 97H28L27 95V97L28 98H26L25 97V95H23V94H20L19 92H16ZM115 94V93H114ZM11 95V94H10ZM75 95L76 96H79L78 94H76L75 93ZM113 95V94H112ZM214 95H216V94H214ZM5 96H8V97H5ZM212 96H206V100H208V102L209 101H211L212 99H213V97L211 98ZM12 98V97H11ZM236 98L237 97H235V98H231L232 99V101H234L233 99H235V102H233L234 104H236V102H238V100H236ZM244 98H245V101L247 102L248 100H249V102L250 101H252V100H256V99H250L251 97L249 96L248 97V95H245L244 96V93H243V100H244ZM255 98V97H254ZM28 99V100H27ZM211 99V100H210ZM230 99V98H229ZM4 102V101H3ZM244 102V101H243ZM191 104H190V106L191 105H193V107L195 108V106L198 104V103H196V101H195V104H194V102H190ZM1 107H0V109H2L3 110V107H4V105H3V103L1 102ZM3 105V106H2ZM13 105L14 104H12V105H10V106H8V108L10 109H12V110H15V108H17V106L15 107V108H13ZM195 105V106H194ZM15 106V105H14ZM28 106V108H26ZM189 106V107H190ZM24 107V108H26V109H22V108ZM127 107V108H128ZM256 107H258L257 105H255V109H257ZM8 108H7V110H8ZM123 109L122 111H121V113L119 114V117H121L120 119L118 118L117 119V121H121V119H123V118H125L126 117V115H128L127 113L129 112L128 110H129V108L128 109ZM198 109H199V107H197ZM259 108V107H258ZM193 109V108H192ZM197 109V110H198ZM6 110V112H8ZM18 110V109H17ZM17 110H15V111H17ZM197 110H193V111H195V113L197 114V116H198V114H199V112L197 111ZM258 110V109H257ZM254 110L253 111V113H251L250 111V114H247V116H246V119H250L251 120V118L254 116V115H258L259 113H261V111H262V109H261V111L260 110ZM11 111V110H10ZM9 111V112H10ZM125 111H128L127 113H125ZM190 111H191V109H190ZM260 111V112H259ZM79 112V111H78ZM77 112V113H78ZM198 112V113H197ZM18 114H19V116L21 115V116H23L24 114H26V113H24L23 112V114H21V111H18L17 112ZM125 115V117H123L124 115ZM193 114H194V112L192 113V114H190L189 116H193ZM253 116H252V115ZM75 115H77L76 117H78V115H80L79 117L81 118V116H83V112L82 113H78V114H75ZM75 115L73 116V117H75ZM121 115V116H120ZM123 115V116H122ZM20 116V117H21ZM188 116V117H189ZM194 116H196L195 114H194ZM10 117V116H9ZM79 117H78V119H79ZM191 117H189L190 119L189 120H191ZM255 117V116H254ZM6 118V117H5ZM4 118V119H5ZM25 118V117H24ZM24 118H23V121H24ZM195 119L197 118V117H194ZM7 120H10V119H8V117L6 118ZM12 119V118H11ZM126 119V118H125ZM236 119V118H235ZM255 119V118H254ZM127 120V119H126ZM192 120H194V119H192ZM234 120V119H233ZM252 120H253V118H252ZM251 120V121H252ZM20 121L21 122H23L22 121V118L20 119ZM123 121H125V120H123ZM5 122H6V125H7V123L8 122H12V121H6L5 120ZM114 122H116V120H114ZM122 122V121H121ZM120 122V123H121ZM14 123V122H13ZM26 123V122H25ZM25 123H22V124H20V125H22L23 127L24 126H26V124ZM117 123V122H116ZM5 124V123H4ZM11 123H9V125H10ZM18 124V125H19ZM24 124V125H23ZM8 125V127L7 126H5L4 128H9L10 126ZM11 125H13V124H11ZM15 126H17V124H15ZM21 126V127H22ZM74 126L75 125H73V127H71L70 129H69V132H67V140H68V142H69V144H70V146H71V144H72V147H71V149H73L72 150V152H74V153H72L71 152V154H73V155H77L80 159H82V163L81 162H79V167L77 166L76 167V170L74 171L76 174L74 175V178H75V180L77 179V180H80L81 178H83V176H84V178L86 179V182L88 181V183L89 184H86L85 186H89L88 187V189L86 190V191H88V190H90L91 192L93 191V192H96V194L98 195V193H99V196H102V198H103V201L105 200V199H107L105 196L107 195V196H110V195H117L116 194V190H118V189H123L124 187H125V189L127 188L126 187V177H125V175L123 174V173H120L119 171H102L101 173H98V174H96L97 172H95V174H93V176H92V173H91V171L89 170V166H86V164L90 161V159L87 161V159H88V157H90V155H89V153H91V151H94V152H96L95 151V149H96V145L98 144V142H101V141H104L103 140V138L105 137V135H106V133H107V129H109V126L108 125H106L107 126V128H104V130H106V131H102V133L103 132H105V133H103L101 136L102 137H100L98 140H95V141H91L90 140V142L88 143L87 141H89V139L88 140H86V139H84V135H81L82 133H80V132H78L77 130H79V131H81L80 129H77L78 127H75L74 128ZM17 127H18V129H17ZM17 127H10V128H13L12 129V131H14V129L16 128L17 130H19V129H21V128H19V126H17ZM69 127V126H68ZM103 127V126H102ZM10 128H9V130H10ZM26 129H27V127H25ZM25 128L23 129H21L20 131H17V133L19 132V134L18 135H16V136H20L21 135V133H22V131H23V134H25L24 132V130H25ZM72 129V130H71ZM77 129V130H76ZM0 131H1V134L4 136L5 135V133L4 132H7V130L6 131H4V129H0ZM15 131V132H16ZM26 131H28V130H26ZM14 132V133H15ZM75 132V133H74ZM13 133V134H14ZM26 133H28V132H26ZM74 133V134H73ZM16 134V133H15ZM23 134H22V136L21 137H23ZM28 135V134H27ZM72 135V136H71ZM2 136V137H3ZM14 136V135H13ZM252 136V135H251ZM251 136H250V138H248L247 137V139H248V141L251 139ZM21 137H18L19 139L21 138ZM28 137H30V136H28ZM71 137V138H70ZM255 137V136H254ZM17 138V137H16ZM252 138H253V136H252ZM22 139V138H21ZM26 139V138H25ZM70 139V140H69ZM25 141V140H24ZM70 141H71V143H70ZM92 142V143H91ZM94 142H97V144L95 145L94 144ZM246 143H248V145L250 144V142H251V140H250V142H247V141H245ZM74 143V144H73ZM85 143H87V145H85V148H81V147H83L84 146V144ZM91 143V145L89 146L88 144H90ZM101 143H103V142H101ZM100 143V144H101ZM94 144V145H93ZM82 145V146H81ZM93 145V146H92ZM90 147V148H89ZM250 147V146H249ZM86 148H88V149H86ZM94 148V149H93ZM98 148V147H97ZM82 149H85V150H82ZM81 151H82V153H81ZM90 151V152H89ZM93 152V153H94ZM81 153V154H80ZM88 153V154H87ZM210 153V152H209ZM216 153H214L213 154V156L215 155ZM218 154V153H217ZM221 154V153H220ZM223 154H224V152H223ZM261 155H262V157H260L261 158V162H264V155H263V153L261 152L260 153ZM82 155V156H81ZM85 155V156H84ZM93 155V154H92ZM207 155H208V153H207ZM250 156V159L248 158V157H246V158H248V160L250 161H246V164L248 163V165H246V169H247V171H249L250 170V168L249 167H251L252 166V168L254 167L253 165H254V163L252 164V162H253V160L255 161L256 159H252V157H254V155L252 156L251 154H249ZM260 155V156H261ZM81 156V157H80ZM206 156V155H205ZM204 156V157H205ZM212 156V154L210 153V155L208 156V157H211ZM216 156V157H215ZM213 158H219L217 155H215ZM220 156H222V154L220 155ZM252 156V157H251ZM259 156V155H258ZM257 155H255V157H258ZM125 157H127V156H125ZM95 158V157H94ZM205 159L207 160L208 158H206L205 157ZM209 160L213 163V160H212V158H209ZM209 160H207L208 162H210ZM65 161V163H67L68 161L67 160H64ZM67 161V162H66ZM206 161V162H207ZM208 162H207V164H208ZM64 162H60L59 164H58V166H60L59 167V169L60 170H62V171H66V170H68V167H69V163H67V164H65ZM89 164V163H88ZM87 164V165H88ZM215 163H213L212 165H214ZM211 165V163H209L207 166H210V168L209 169H212L214 166L216 167V165H214V166H212ZM67 166V167H66ZM44 167V166H43ZM214 167V168H215ZM45 168V167H44ZM80 168V169H79ZM216 169H218V166L216 167ZM212 170H214V169H212ZM189 173V175H191L192 174V172H191V170L190 171H188ZM194 173V172H193ZM83 176H82V175ZM41 175H42V173H41ZM78 176H81V177H78ZM84 180V179H83ZM82 183H83V181H82ZM81 183V184H82ZM125 183V184H124ZM84 185V184H83ZM129 188L131 187V185H127ZM82 188L81 189H86V188H83V186H81ZM93 189H95V191L93 190ZM128 189V188H127ZM126 189V190H127ZM124 190V189H123ZM122 190V191H123ZM36 191V190H35ZM84 191V193L86 192L85 190H83ZM90 191L88 192V193H90ZM109 191V192H108ZM116 191V192H115ZM81 192H82V190H81ZM98 192V193H97ZM83 193V192H82ZM114 193V194H113ZM131 194V193H130ZM74 194H68V195H66V199H64L63 200V202L61 201H56L57 202V204H55V206H54V209L53 208H51L52 210H58V211H62L63 212V210H66L67 209V211H71V210H69V208L71 207V206H73V205H75L74 203L76 202H74V196H73ZM92 195H94V193L92 194ZM133 195V196H132ZM132 195H129L128 194V197H127V199H124V200H122L121 202L119 201L118 202V204H113V205H118V206H116L117 207V209L115 210V211H117V214L115 213V211H112L113 213H115V214H113V215H115L116 217H114V216H111L112 214H110L111 212H109V210L111 209H105L103 206H102V208H101V210L99 211V214H98V222H101L100 223V227L101 226H104L105 225V223H106V226H104V229L103 230H105L104 232H103V236H106V239H105V237H104V239H105V241H106V245H108V249L110 248V258L112 259L111 261L109 260V259H106L107 257H103V256H101V257H97V254L96 253H98V255H100V253L99 252H94L93 250H92V246H90L91 247V249H89V250H87L88 248L86 247V248H84L83 247V245L81 246H79V247H81L80 248V250H78V246H76V249H75V255H76V258L77 259H74L73 260V257L75 256L74 254H72V253H69L68 255H67V257L69 256L71 259H69V260H71V261H69L68 259H67V261L66 262H68V263H65V264H74V262H75V264H190V260L188 261H185L186 259L185 258H183V257H186L185 255H184V249H186V247H187V245H188V240L187 239H185V236H178V235H174V233H172L171 232V230H169L170 228H172L171 227V225H172V220H173V217H171V215L169 214V213H167L166 215L164 214V215H161V211L159 210V208H156V206L155 205H153L154 207L153 208H156L157 210H158V215L155 213V211H157V210H155V209H153L154 211H153V214H152V205H151V203H150V207H148V205H149V203H147V202H145V201H143V200H139V198L137 199V196L135 195V194H133L132 193ZM135 195V196H134ZM188 196L189 197H191L190 199H194L195 198V200H198L197 198L199 197V199H200V201H203V197H201L199 194H197V192H194V191H192V192H189L188 193ZM117 197H118V195H117ZM135 197H136V199H135ZM188 197V198H189ZM197 197V198H196ZM109 198H112V197H109ZM116 198V197H115ZM186 198H187V195H186ZM69 199V200H68ZM122 199V198H121ZM111 200H113V199H110V201ZM118 200H120L119 198H118ZM132 200V201H131ZM135 200L138 202V200L140 201V202H135ZM194 200V201H195ZM113 201H115V199L113 200ZM129 201H130V203H129ZM109 202V201H108ZM143 202V204H141ZM190 202V201H189ZM189 202H187L186 203V206H187V208H189L188 210L189 211H186V214L183 212V214H181V215H186L184 218H185V221H186V217H188L190 214L193 216V218H192V220H195V221H197V222H203V221H205L206 222V220H207V222H211V221H215V219H216V221H218L217 219L218 218H216L215 216H213L212 218H210V217H208L207 216V214H202V212H203V209H204V207L202 208V207H200L201 209H200V211H199V208H197L196 210H194V211H196V212H194L193 210H191L190 209V205H188L189 204ZM106 203V200H105V202H103V205ZM109 203H111V202H109ZM114 203V202H113ZM133 203V204H132ZM137 203V204H136ZM141 205H140V204ZM148 204V205H144V204ZM43 205V207L45 206L44 205V203H42ZM70 204V205H69ZM135 204V205H134ZM13 205V204H12ZM21 205L22 204H18L17 203V208L16 207H14L15 209H17V211H18V213L16 212V210H15V212H16V216L17 217H15V219H14V222L15 223H13L12 224V226H10L9 227V231H7V233L5 234V240H8V239H12L13 237H16V238H19V239H21V245H20V249H19V252H18V256H16V259L19 261V262H17V260L16 259H14L12 262H8V264H20V263H22L21 261H23V262H27L28 264L30 263V264H32L35 260H33V258L34 257H37V256H35V255H39L40 253H42V251H43V249L44 248H46L47 246H48V244H49V241H48V232H52L53 230H52V228L53 229H56V227H60V225H58V224H53V222H51V221H53V220H49V218H46V217H44V216H41V213L40 212H44V210L41 208V210L40 209H38V208H35L36 206L37 207H40L41 206V204H38V205H36V206H32V207H28V205L29 206H31V204H27V205H24V207H23V205H22V207H21ZM40 205V206H39ZM67 206V205H69L68 207H63V206ZM112 205V204H111ZM111 205H108V208L109 207H112ZM139 205V206H138ZM143 205V206H142ZM14 206H15V203H14ZM63 207V209H62V207ZM105 206V205H104ZM107 206V205H106ZM20 207V208H19ZM46 207V206H45ZM44 207V208H45ZM57 207H60V208H57ZM74 207V206H73ZM22 208V209H21ZM24 208H26V209H24ZM107 208V207H106ZM113 208V207H112ZM148 208V209H147ZM185 208V207H184ZM24 209V211H22ZM71 209H73V208H71ZM113 209H115V207L113 208ZM113 209H111V210H113ZM186 209V208H185ZM26 210H28V211H26ZM110 210V211H111ZM131 210V211H130ZM149 210V211H148ZM151 210V211H150ZM183 210V209H182ZM13 211V212H12ZM45 211H46V209H45ZM66 211V212H67ZM199 211V212H198ZM11 212L12 213H15L14 212V210L12 209L11 210ZM119 212V213H118ZM192 212H194L195 214H198V215H195V214H193ZM39 213V214H38ZM70 213V212H69ZM71 213H72V211H71ZM123 213V214H122ZM129 213V214H128ZM162 213H166V212H164V210H163V212ZM108 214H110V215H108ZM170 216H169V215ZM189 214V215H188ZM202 214V215H201ZM6 215V214H5ZM4 215V216H5ZM21 215V216H20ZM27 215V216H26ZM36 215V216H35ZM40 215V216H39ZM102 215V219L104 218V219H106L105 221H104V219H103V221L101 220V221H99V219H101V218H99V216H101ZM130 215V216H129ZM139 215V216H138ZM160 215V216H159ZM207 216V217H205V216ZM225 215V214H224ZM227 215V214H226ZM9 216H10V214H9ZM9 216L8 217H5V218H7V219H10L9 218ZM13 216H14V214H13ZM21 218H20V217ZM151 216V217H150ZM227 216H229V215H227ZM231 216V215H230ZM11 217V216H10ZM23 217H24V219H23ZM162 217H164V218H162ZM183 217V216H182ZM195 217V218H194ZM17 218V219H16ZM183 218V219H184ZM190 218V217H189ZM188 218V219H189ZM205 218V219H204ZM207 218V219H206ZM213 218H215V219H213ZM228 218H230V217H228ZM33 219H35V220H33ZM129 219V220H128ZM131 219V220H130ZM138 219V220H137ZM210 219V220H209ZM224 219L225 220H227L225 217H224ZM231 219H234L233 221L234 222H236V220H235V218H234V216H233V218H231ZM230 219V220H231ZM17 220V221H16ZM21 220V221H20ZM181 220H182V218H181ZM200 220H202V221H200ZM43 221V222H42ZM136 223H135V222ZM183 221V220H182ZM228 221V220H227ZM251 221H253L252 219H251ZM31 222L33 223V222H38V224L39 225H42V227H43V229L45 230L44 232H42V233H40V234H33L30 230H28V226H29V224H31ZM49 222H51V223H49ZM55 222H57V221H55ZM76 222V221H75ZM80 222V221H79ZM82 222V221H81ZM84 222V221H83ZM159 222V223H158ZM165 222H167V223H165ZM169 222V223H168ZM184 222V221H183ZM229 222V221H228ZM231 222H232V220H231ZM247 222H250V220H248ZM254 222V221H253ZM102 223H104V224H102ZM116 223V224H115ZM52 224L53 225H55L56 227H54V226H52ZM79 224H81V225H79ZM84 224V223H83ZM82 223H78V225L79 226H82L83 225ZM131 224V225H130ZM169 224H171V225H169ZM14 225V226H13ZM28 225V226H27ZM49 225H50V227H49ZM72 225H74V223L72 224ZM71 225V227H73L72 229H75L76 228V226H72ZM85 225V224H84ZM133 225V226H132ZM136 225V226H135ZM151 225L153 226V227H151ZM159 225V226H158ZM109 226V227H108ZM170 228H169V227ZM13 227V228H12ZM70 227V226H69ZM70 227V228H71ZM75 227V228H74ZM85 227V226H84ZM83 227V228H84ZM151 227V228H150ZM78 228V227H77ZM75 229V230H78V229ZM138 228V229H137ZM157 228V229H156ZM162 228V229H161ZM47 229V230H46ZM79 229H82V228H79ZM85 229V228H84ZM151 230V232H149ZM158 230V231H157ZM81 231V230H80ZM84 231V230H83ZM101 231V230H100ZM24 232V233H23ZM46 232V233H45ZM108 232V233H107ZM110 232V233H109ZM164 234H163V233ZM150 233V234H149ZM154 233V234H153ZM45 234H47L48 236H46ZM9 235V236H8ZM22 235V236H21ZM24 235V236H23ZM37 235V236H36ZM174 235V236H173ZM12 238H11V237ZM168 236V237H167ZM179 237H184L183 239H181V238H179ZM79 238H81V236H79ZM78 238V239H79ZM178 238V239H177ZM4 239L1 241V242H3L4 241ZM23 240V241H22ZM122 240V241H121ZM184 240V241H183ZM180 242V243H179ZM188 242V243H187ZM46 243V244H45ZM23 244V245H22ZM78 244H81V243H78ZM173 244V245H172ZM185 244V245H184ZM120 245V246H119ZM89 246V245H88ZM176 246V248H174ZM179 246V247H178ZM42 248V249H41ZM82 248H84V249H86L85 251H89V252H86L85 253V251H82V252H80L81 250H83ZM95 248V247H94ZM180 249V250H179ZM236 249V248H235ZM234 249V250H235ZM21 250V251H20ZM34 250H36V251H34ZM94 252V253H92V251ZM95 250V249H94ZM116 250V251H115ZM178 250V251H177ZM78 252V253H77ZM37 253V254H36ZM112 253V254H111ZM32 254V255H31ZM78 254V255H77ZM177 254V255H176ZM183 254V255H182ZM74 255V256H73ZM79 255L81 256V258H85V256H87V259L88 260H80V259H78L79 258ZM73 256V257H72ZM78 256V257H77ZM180 257V258H179ZM27 260H26V259ZM20 259V260H19ZM22 259H24V260H22ZM182 259V260H181ZM109 260V261H108ZM16 261V262H15ZM73 261V262H72ZM101 261V262H100ZM71 262V263H70ZM188 262V263H187ZM4 264H7V263H4ZM22 264H24V263H22Z\"/></svg>", "mask_w": 264, "mask_h": 264}]
</instances>
